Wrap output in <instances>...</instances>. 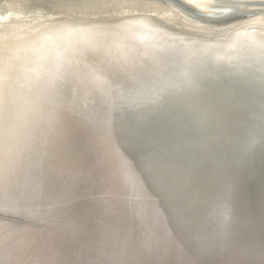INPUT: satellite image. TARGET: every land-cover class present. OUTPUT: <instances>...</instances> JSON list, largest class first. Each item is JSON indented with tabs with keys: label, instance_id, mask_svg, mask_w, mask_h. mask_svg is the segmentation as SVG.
Here are the masks:
<instances>
[{
	"label": "bare ground",
	"instance_id": "obj_1",
	"mask_svg": "<svg viewBox=\"0 0 264 264\" xmlns=\"http://www.w3.org/2000/svg\"><path fill=\"white\" fill-rule=\"evenodd\" d=\"M145 75L168 88L170 96L161 95L177 108L165 131H149L153 149L162 137L164 150L182 149L188 126L216 128L212 138L233 147L236 122L250 136L264 137V0H0V264L46 262L44 253L35 261L29 251L49 243L54 220L79 200L63 191L64 183L79 189L72 176L84 178L98 163L101 202L94 221L101 224L121 170L128 183V172L134 179L145 163L148 181L156 150L123 164L113 155L114 144L119 149L125 142L116 119L136 111L119 92ZM253 92L257 101L240 105ZM227 96L234 99L230 107ZM262 179L248 210L252 228L245 220L225 254L247 247L252 230H264ZM207 245L202 242V253ZM256 249L250 243L245 251Z\"/></svg>",
	"mask_w": 264,
	"mask_h": 264
},
{
	"label": "water",
	"instance_id": "obj_2",
	"mask_svg": "<svg viewBox=\"0 0 264 264\" xmlns=\"http://www.w3.org/2000/svg\"><path fill=\"white\" fill-rule=\"evenodd\" d=\"M164 87L149 81L145 75L142 83L119 92L120 100L125 96L123 101L136 103L138 113L131 112L122 121L116 119V127L122 130L125 142L117 144L119 149L114 144L113 155L123 164L133 162L141 153L148 155L156 150L148 181H144L145 163L138 167L134 179L129 178L132 173L128 172V183L122 182L121 170V178L117 175L113 180L118 190L113 200H109V218L104 224L94 221L101 202L98 163L82 173L84 178L72 176L78 190L71 183L61 184L64 192L67 189V193H78L79 200L72 202V208L62 220H54L57 231L49 243L45 245V241L39 247L41 250H34L37 246L29 251L35 261L44 253L46 262L40 260L39 264H264V230H252L246 238L247 243L257 244L255 252L245 251L250 243L226 254L223 251L230 240L239 237L238 229L245 220L247 228H252V223L247 221L252 193L260 177L264 183L263 135L252 137L249 128L244 129L241 122H236L237 140L235 136L233 147L212 138L216 128L206 131L188 126L190 133L186 130L188 135L183 136L186 141L180 144L182 149L165 147L164 150V137L153 149L150 139L154 134L149 131L159 128L165 131L170 115L177 109L172 106V111L166 106L168 100L161 94L163 91L169 94V90ZM257 96L253 92L241 98L240 105L246 98L256 102ZM227 97L223 102L230 107L234 99ZM151 101H154L152 108ZM182 116L191 117L187 112ZM172 119L182 121L177 114ZM157 147L162 153L157 152ZM93 158L99 161L98 148ZM152 182L150 190H146ZM93 230L95 237H90ZM202 242L208 244L203 253Z\"/></svg>",
	"mask_w": 264,
	"mask_h": 264
}]
</instances>
